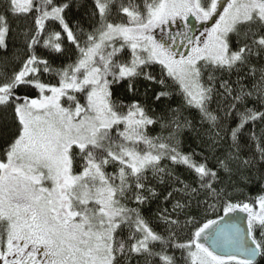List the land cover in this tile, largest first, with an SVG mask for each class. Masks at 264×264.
<instances>
[{
    "label": "snow or ice",
    "instance_id": "1",
    "mask_svg": "<svg viewBox=\"0 0 264 264\" xmlns=\"http://www.w3.org/2000/svg\"><path fill=\"white\" fill-rule=\"evenodd\" d=\"M0 115V264H264V0H0Z\"/></svg>",
    "mask_w": 264,
    "mask_h": 264
},
{
    "label": "trees",
    "instance_id": "2",
    "mask_svg": "<svg viewBox=\"0 0 264 264\" xmlns=\"http://www.w3.org/2000/svg\"><path fill=\"white\" fill-rule=\"evenodd\" d=\"M6 127H8L7 123L4 121L3 116L0 115V133H3L6 129Z\"/></svg>",
    "mask_w": 264,
    "mask_h": 264
},
{
    "label": "flooded vegetation",
    "instance_id": "3",
    "mask_svg": "<svg viewBox=\"0 0 264 264\" xmlns=\"http://www.w3.org/2000/svg\"><path fill=\"white\" fill-rule=\"evenodd\" d=\"M197 23H200V22H197Z\"/></svg>",
    "mask_w": 264,
    "mask_h": 264
}]
</instances>
